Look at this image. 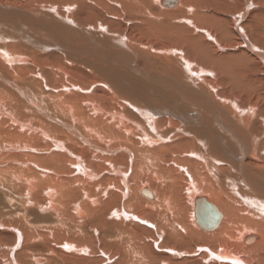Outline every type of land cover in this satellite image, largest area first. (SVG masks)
<instances>
[{"label": "bare ground", "instance_id": "6f19581e", "mask_svg": "<svg viewBox=\"0 0 264 264\" xmlns=\"http://www.w3.org/2000/svg\"><path fill=\"white\" fill-rule=\"evenodd\" d=\"M236 262L264 264V0H0V264Z\"/></svg>", "mask_w": 264, "mask_h": 264}, {"label": "snow or ice", "instance_id": "6c2138e0", "mask_svg": "<svg viewBox=\"0 0 264 264\" xmlns=\"http://www.w3.org/2000/svg\"><path fill=\"white\" fill-rule=\"evenodd\" d=\"M53 11H55V9H53ZM236 264H239V262H236Z\"/></svg>", "mask_w": 264, "mask_h": 264}]
</instances>
